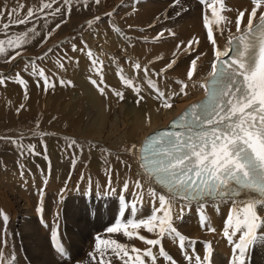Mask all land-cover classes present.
<instances>
[{"label": "snow or ice", "instance_id": "6c2138e0", "mask_svg": "<svg viewBox=\"0 0 264 264\" xmlns=\"http://www.w3.org/2000/svg\"><path fill=\"white\" fill-rule=\"evenodd\" d=\"M80 2L85 9L90 8L89 0H40L38 8L28 7L26 15L21 16L24 4H18L11 9H8L6 4L0 7V18L7 17V22L0 26V33L6 37L0 39V56L6 57V63H11L21 56L19 49L40 35L35 27L8 35L11 26L28 25L41 18L46 23L49 18L54 20L60 16V21L41 38L46 41L66 23L65 17L70 15L72 7ZM92 3L100 5L101 0H92ZM200 3L206 5L211 12V18L207 14L202 18L214 56L209 73L210 80L206 86V100L199 110L192 106L179 118V123L188 130L186 133L161 131L146 137L139 150L142 179L134 181L133 200L128 201L125 198L124 193L129 189V182L125 180L119 194V208L114 210L118 214L114 223L106 228L107 234L122 235L126 240H137L146 247L141 249L115 238L97 236L95 254L89 253L92 264H113V258L120 264H159V261L164 264H177L162 246V241L166 238L178 242V247L189 264H211V242L206 243L201 257L195 254L196 241L186 237L175 227V221L181 219L184 209L193 203L198 206L200 227L208 232H215L216 229L211 227L204 209L208 204L218 207L219 204L230 202L231 207L222 231L224 239L232 245L229 264H247L250 247L258 243L264 244V233L260 231L264 229V0H251L253 6L250 11L246 13L245 10H239L235 16L236 33L230 34L228 47L235 44L236 49L235 55L228 62L223 59L228 53L218 47L215 33L219 31L222 34L227 26L233 23L224 14L231 9L227 7L225 0H211V3L209 0H200ZM179 5L180 0H173L174 7ZM106 15L111 16L112 13ZM176 15L180 13L177 12ZM257 20L258 22H254ZM98 22H102L100 17L90 19L86 27L91 29ZM114 31L128 40L119 28H114ZM165 31L168 35L175 36L171 30H162L156 34L154 41L164 38ZM198 44L199 40L195 37L187 42L180 41L172 53L174 59L158 71L150 69L149 65H142L139 61H126L132 64L137 74L143 72L142 82L151 90L149 95L158 101L157 111L172 108L173 97L188 95L189 83L194 82L198 73L197 62L205 54L200 53L190 61L185 79L175 80L179 86L178 91L162 90L152 77L166 78V73L173 70L177 63L175 57L180 53L193 52L194 45ZM51 51L52 49L48 50ZM71 51L82 52L87 56L91 73L89 83L101 96L107 98L110 93L119 101L125 100L124 91L107 85L103 59L94 55L83 39L79 45L73 43ZM48 52L37 57V60H43ZM65 58L68 63L74 59L66 53L65 57L58 58L60 69L66 70ZM151 63L153 61L149 62ZM29 67L31 75L37 80V86L42 87L45 92L49 87H56V82H50V78L44 70L39 69L36 61L25 62L24 70L27 71ZM116 76L122 88L129 89L136 95L137 104L144 100L143 90L135 79L126 75L122 68H117ZM8 79L0 75V85H4ZM14 82L25 89L27 98V83L21 73L15 75ZM58 83L61 87H74L72 81L64 78H59ZM20 108H24V105L21 104ZM0 139L11 140L13 145L21 148V155L24 154L23 146L16 139ZM67 147H81L82 151V146L75 140H68ZM125 150L130 155H137L136 145ZM28 153L37 154L35 146L29 145ZM45 159H48L47 155ZM72 164L75 166V158ZM111 183L109 166L108 187L115 192L116 189L111 188ZM153 184L157 187H153ZM145 195L152 202V211L150 215L140 216ZM178 201L182 204L179 213H176L175 206ZM39 211L37 208V212ZM96 212L99 213V209H96ZM8 220L6 215L0 213V224L6 226ZM141 230L156 238L142 235ZM51 237L55 251L61 256L66 255L58 238V231L54 229ZM189 248H192V254L188 252ZM5 259L4 253L0 252V264H5ZM15 259L14 255L7 258V264H15Z\"/></svg>", "mask_w": 264, "mask_h": 264}, {"label": "bare ground", "instance_id": "6f19581e", "mask_svg": "<svg viewBox=\"0 0 264 264\" xmlns=\"http://www.w3.org/2000/svg\"><path fill=\"white\" fill-rule=\"evenodd\" d=\"M27 1H30V4H27L28 7H39L40 0H37L38 3H35V0ZM225 3L227 7L231 9V11H228L224 14L227 15L233 21V23L228 25L222 34L219 31L215 33L219 48L223 45V43H229L230 34L236 33L234 19L238 14V11L245 10L247 13V11H250L251 7L253 6L251 0H225ZM24 4L26 3L24 2ZM89 4L90 8L85 9L82 2L76 3L72 7L70 15H78V20L74 19L75 16L74 18L70 16L75 21L73 20L74 22H72L70 25H68L67 22L64 23L61 28L56 30L46 41L42 40L41 38L45 36L51 28L54 27L55 23L60 21V16H57L54 20L52 18H49L46 23L43 18H41L35 23H30L28 25H13L8 30V35H13L24 31L29 27H35L40 35L36 36L34 40H32L22 49H19L21 53L24 51L27 52L26 55L22 53L20 57H17V59L12 61L11 63H6V57L0 56V74L2 76H7V73L9 71H12L13 69L16 71L22 68L21 66L25 65L24 61H36L37 57L44 55L45 52H48L49 49H52L51 52H48L49 58L45 66L49 71L48 77L50 78V82L55 81L56 87H49L48 92L46 93L48 96H43L44 98H41L42 96H39L37 93H35L34 96L36 98V102H39V100H41V103L44 105L48 104L52 99L56 100L55 98H57V104H61V108L66 111V115H64V113H60L58 110V112L63 115L61 118L55 121L52 120L48 122L46 120L47 123L44 125H42V123H44L45 120L42 123L40 120H35L32 124V127L30 126V129L29 127L25 128L20 126L17 120H12L11 122L7 121L5 122L6 124L3 123L0 125V137H9L16 139L17 142L22 146L23 144L29 145L31 143H34L35 145L36 143H44L46 145L48 142L54 141L55 145L60 146L61 148L62 146L67 147L68 140H75L78 142L79 146H82V151L81 147L69 148L67 150H71L70 156L47 155V160L45 159V156L43 158L33 159V157H31L28 153V149L25 150V148L23 147L24 154L21 155V151H18L21 148L13 145L11 143V140L0 139V142L3 141L7 145L9 143L13 145L15 149V151L13 152V158H11L9 153H5L4 150L2 151V153H0V165H5L0 170V213L6 215L9 218L6 226L0 224V238L4 237V241L0 246V252L4 253V256L6 258L5 264H7V258H10L13 255L16 258L15 264H22L23 261L20 259L22 255V248H18H20V246L22 247V245H24L26 251L28 250V247L32 248L31 245L33 244L31 243L30 245V241L27 240L29 237L27 233L31 231L37 235V231H40V229L36 223L26 225V223H28L27 219L30 218L29 216H31V213H29L27 207H23L22 205H20V203L18 205L15 204L17 206L14 207L9 198H7L8 196L6 197L5 195H3L1 197V194H8L10 196L14 195L16 200L22 201L26 199L27 201L33 202L34 206L36 205L38 207L39 205L43 208L46 206L47 210H49V208H52V216L55 218V216H58L60 205L63 203L64 198L68 195H87L89 193H99L100 195L113 194L112 191V193L108 192V190L110 191V189L107 188L109 166H111V187L114 186L113 188H116L121 192L123 183L125 180H127L129 182V189L124 193V195L125 198L131 196L133 199L134 181L136 179H142V170L139 167L137 159L138 149L142 141L151 133L167 128L171 121L177 118L191 103H195L203 96H205L206 93L205 83L210 77L209 73L212 70L211 64L214 60V56L212 54V45L207 40V32L203 26L202 15L207 14L209 18H211L210 9H208L206 5V7L204 8L201 7L204 9H202L204 12L203 14L197 13L196 10V12L192 14V17L188 16L189 19L182 21L177 26L169 27L167 25H161L157 22L156 6L150 0H101L100 5H95L89 0ZM186 4L188 3L186 2ZM109 12L112 13L111 16L106 15V13ZM95 17H100L102 22H98L91 29H88L86 27L88 20L94 19ZM65 18H67V16ZM1 21L2 20H0V23ZM114 28H119L128 38V40H126L124 37L119 36L114 31ZM162 30H171V32L175 33V36H170L165 32L164 38L159 41H154V37L156 36V34ZM193 37L199 40V44L194 45L195 50L189 54H178L175 57L177 63L174 66V69L169 70L166 73V78L154 76L157 81L153 79L155 82H158L159 87L166 92L168 90L178 91L179 86L175 83V80L185 79L186 69L190 61L196 58V56L200 53H204L205 55L201 56L197 62L198 73L194 77V82H190L187 88L188 95L173 97L172 108L161 109L160 111H157L158 101L154 100L152 96L149 95V92L151 90L146 86V84L142 82L140 86L137 78V76L139 77V75L136 76V74L134 75V73L132 74L129 72L131 70H127V68L132 67V65H130V62L126 61H139L142 65H149L150 69L158 71L169 61L174 59L172 53L176 50V45L180 41L187 42ZM0 39H6L3 33H0ZM81 39H83L87 43L89 48H91V50L93 51L94 55L103 59L105 65L104 74L107 85L117 90L124 91L125 100L119 101L110 93L108 97L105 98L104 96H101L99 94L97 89L93 87L91 83H89L88 78L91 73L89 71V62L87 56L82 52L74 53L71 51L72 44L77 43L79 45L78 41L80 42ZM129 40L131 42L130 44ZM65 53L69 57H74L71 63H68L66 58L64 59L66 70L60 69L56 62L58 58L65 57ZM11 54L12 53L10 52L9 55ZM77 60L79 61L78 64L76 63ZM113 61H115V63H113ZM150 61H153V63L149 64ZM127 63H129L128 67ZM39 64L40 63H38V65ZM12 65L14 68L12 67ZM117 68H122L125 74L135 79L138 86L142 88L144 100L139 104L136 103L137 97L131 90L121 87L120 80L116 76ZM30 69L31 68L29 67L28 70ZM25 74L26 71L24 75ZM59 78H64L65 80L72 81L74 87L59 86ZM142 79H140V81ZM35 88L37 90L38 87ZM73 102H75L76 104H72ZM38 106L39 105L35 107ZM73 111H75L74 114L77 116L79 112L81 114H79L80 116L77 117L76 120L73 119L74 117L71 118L72 120H74L71 121L69 118L71 116L69 115L71 114V112L73 113ZM42 116L43 115H41L40 117L43 118ZM132 145H136L137 155H130L125 150ZM73 156L77 160L75 166H73L72 164ZM18 157H24V161L18 162L16 160ZM6 159H9L10 161H7ZM11 159H14L16 163H18H14L15 167L11 165ZM121 161H124L125 163H121ZM42 162L45 163L42 164ZM21 173H23V175H21ZM98 186H100L99 188L101 190L98 188ZM152 186L157 187L155 184H153ZM146 187L147 181H145V188ZM81 190H84L85 192L81 193ZM115 194L116 193L114 192V195ZM117 194L120 193L118 192ZM181 204L182 202H177L175 206L176 213H179ZM230 207V202L226 204H219L218 207L214 204H208L204 209V213L209 218V221L211 223L214 222L213 225H215L216 223V216L220 217V221L223 222L222 225L224 226V222L228 215ZM140 211L146 214H151L152 202L147 197V195H145L143 206ZM197 211L198 206L193 203L190 207H186L183 213H196ZM40 212H42V209ZM196 215L197 214H195V216ZM262 215H264V213H262ZM218 217L217 219L219 220ZM32 218L31 220H33ZM190 219H192V217ZM43 221L49 226L52 225L54 219L52 220L45 217L43 218ZM220 221H218V223H222ZM179 224L178 220H176L175 227L181 233L188 237H200L203 239V237L208 236L205 234L203 235L200 232L199 234L198 231L195 232L189 230L187 229L186 225L185 228L183 227L184 225L180 226ZM216 225L219 227L218 224ZM194 228H197V226ZM260 231L264 233V229H261ZM84 233L82 232V234ZM26 234L28 237L26 236ZM141 234L147 236L148 238H156L154 235L148 234L143 230H141ZM209 235L211 236H208L207 238H210L212 240L210 241L211 243L213 241L217 242V240H220L221 236H223L221 233L219 235H215L214 232L213 235L212 233H209ZM104 236L106 238H109L108 235ZM114 238L126 244H134L136 247H139L141 249L146 247L137 240H126V238H124L122 235H116L114 236ZM195 241H197V239H195ZM198 244L200 243L198 242ZM227 244V242L225 245L223 243V246H226ZM162 246L165 248L166 252L174 258L177 264H189L188 260H186L185 258V255L178 247L177 241L166 238L162 241ZM213 247H215V244ZM228 247H226V249H228ZM82 248L83 247H78V249ZM32 251L34 254L35 251ZM156 251L158 256V250ZM188 252L192 254V248H189ZM197 253L198 252H196V254ZM60 257L62 258V256ZM63 258L65 259V257ZM85 258L82 259L85 261ZM66 260L71 261L72 259L70 260V258H68ZM29 261L31 263L30 258ZM249 261L250 260L247 259V264H250ZM262 262L264 264V257L262 258ZM80 263H82V260ZM113 264H120V262L113 258ZM159 264H164V262L159 261Z\"/></svg>", "mask_w": 264, "mask_h": 264}, {"label": "rangeland", "instance_id": "374dc122", "mask_svg": "<svg viewBox=\"0 0 264 264\" xmlns=\"http://www.w3.org/2000/svg\"><path fill=\"white\" fill-rule=\"evenodd\" d=\"M7 1L6 0H0V7H3L6 4L7 7H8V9H11L14 6L17 7V5L19 3L20 4H24V2H25L26 4H24V5H26V8L24 7V9L21 10V16H23V15L25 16L26 15V11L28 9L27 8L28 7L27 4H30L29 3L30 1H27V0H7ZM90 1L92 2V0H90ZM150 1L156 6L157 22L159 24H161V25H167L169 27L177 26L182 21L189 19L188 16L192 17L193 16L192 14L194 12H196V10H197V13L203 14L204 13L203 12V10H204L203 8L206 7L205 5H202L200 3V0H180V5L179 6H175V7L173 6V0H169V1H164V0H150ZM185 1L188 4H186ZM209 1L211 3V0H209ZM11 2H15V3H11ZM35 3H38L37 0H35ZM201 7H203V8H201ZM182 8L183 9H187V10L184 11V10H182ZM177 12H179L180 15H176ZM70 16H72V15H67V18H65L66 20H68V21H66L68 23V25H70L75 20H78V15L74 14L75 18H74V16H72L75 20L73 18H71ZM202 17H203V15H202ZM0 20H2L1 23H0V26H2L3 23H6L7 22V17L0 18ZM165 32L168 33L167 31H165ZM78 43H79V41H78ZM22 53L24 55L27 54V52H25V51L22 52ZM48 58L49 57L47 55V57H45L43 60H36V62L38 61V63H40L39 64L40 66L37 63L39 69H42V70H45V71L47 70L46 72L44 71L47 76L49 75V71L46 68L45 64L47 63ZM57 60H56V62H57ZM25 62H27V61H24V63ZM128 64L129 63H127V67H128ZM130 65H132V64H130ZM12 67H13V65H12ZM21 67L23 68V70H22V68H20L19 70H16V71L14 69L12 71H9L7 73L8 75L6 76L9 79L6 80V83L4 85H0V106H1L0 107V125L3 124V123H5V122H7V121L8 122H11L12 120H14V121L17 120L18 121V124H20V126L25 127V128H28L29 127V129H30L32 127V124H33V122L35 120H40L41 123L44 122V120H45V122L42 123V125H44L48 121L58 120L59 118H61L63 116L62 115L63 113H64V115H66L65 114L66 111L61 108V104L60 103L57 104V101H56L57 98H55L56 100L52 99L48 104H45V105L41 103L42 102L41 100H39V102H36V98H35L34 94L37 93L39 96H42L41 98H44V97L48 96L46 94L48 92V90L45 92L42 87L37 86V80H34L36 78H34L31 75V71H30L31 69L30 70H27L26 71V74L24 75V73H25V70H24L25 65L24 66H21ZM128 68H127V70H131V71H129L130 73H132V74L134 73V75L136 74V76L139 75V77L137 76V78H138L139 84L141 86L142 81H143V79H142L143 78V72L142 73L140 72L139 74H137L136 72L133 71L132 67H130L129 69ZM18 71L19 72L22 71V72H20L22 74V78L25 81L27 80L26 81V83H27V98H25V89L22 88L21 86H18V84L14 82V76L17 74ZM13 72L14 73L16 72L15 75H14ZM140 79H142V80L140 81ZM152 79H154L155 81H157L154 76L152 77ZM35 87H38L39 88V89L37 88L38 91L36 90ZM34 90H36V91H34ZM19 101H20V103H19ZM54 101H56V102H54ZM33 102L35 104L36 103H38V104L35 105ZM75 102H73L72 104H76L78 102V100H77L76 103ZM21 104L24 105V108H22V109L20 108V105ZM37 105H39V106L38 107H35ZM41 108H42V110H41ZM18 109H20L19 112L17 111ZM40 110L42 111V113H41ZM58 110L62 114H60L58 112ZM63 111H65V112H63ZM74 112L75 111H73V113L71 112V114L69 115L71 117L68 116L71 121L76 120V118L80 116L79 114H81L79 112L78 113V116H77V115L74 114ZM51 113H52V115H51ZM41 115H43L42 116L43 118L40 117ZM34 116L35 117L37 116L36 118H38V119H36ZM52 117H53V119H52ZM49 118H51V119H49ZM71 118H73L74 120H72ZM46 120H47V122H46ZM29 145L35 146V153H37V154H35V155L34 154H32V155L30 154V156L33 157V159L43 158L45 155H49V156L66 155V156H70V154H71V150H67V149H69L68 147L62 146V148H61L60 146H56L54 141H50L46 145L44 143H42V144H37L36 143V145L34 143H31ZM29 145L23 144V147L25 148V150L28 149V146ZM6 147H8V148H6ZM13 149H14V146L13 145H11L9 143L7 145L3 141L0 142V151H1L0 153H2V151L4 150L5 153L6 152L9 153L10 156H11V158H13L14 157L13 152L15 151V149L14 150ZM18 151H21V149H19ZM34 156H35V158H34ZM18 158L16 159L18 162L24 161V157H21V158L18 157ZM73 158H75V157L73 156ZM73 158H72V160H73ZM6 160L7 161H10L9 159H6ZM14 161H15L14 159L13 160L11 159V165L13 167H15V164H18V163H16V161L15 162ZM32 161H34V160H32ZM44 163L45 162H42V164H44ZM4 166L5 165H0V170ZM99 187L100 186H98V188ZM113 187L114 186H112L111 188H113ZM107 188L109 189V187H107ZM116 191H118L119 193H121L120 190H117L116 189ZM116 191H115V193H116L115 195H114V192H113V194H109L110 196L109 195H100L99 193L98 194H96V193H89L87 195L76 194L75 196L68 195V196H66L64 198L63 203L60 205L59 211H58L59 212L58 213V216L57 217L55 216V218L52 216V214H53V210H51L52 208H49V210L51 211V213H50V211L47 210L46 206L43 208V207H41L39 205H38V207L35 205L36 206L35 207L33 202L27 201L26 199H24V200L21 201V200H16L15 197H14V195H11L12 196L11 197L8 194H1V197L3 195H5L6 197L8 196L7 198H9V200L12 202V205H14V207L17 206L19 203L23 207H27L29 213H31L30 214L31 216H29L30 218L27 219V222L28 223H26V225H29L31 223H36L38 225L39 229H40V231H37V233H38L37 235L34 234V232H31V231H29L27 233L29 237L26 234V236L28 237L27 240L30 241V245H31V243L33 244V245H31L32 248L28 247V250L27 251L25 250L24 245H22V247L20 246V248H18V249H21L22 248L21 253H22L23 256L21 255V257H20V259L23 261L22 264H25V263L26 264H31V263L32 264H92V260H91V257L89 256V253L92 252V251L94 252L95 238L97 236H100L101 238H103V237L106 238L104 235H108L109 238H114V236L112 234H107L105 230L112 223H114V218L118 214L116 211H114L115 209H118L119 208V194H117L118 192H116ZM83 192H85V191L84 190H81V193H83ZM108 192H111V190L110 191L108 190ZM92 194H94V195H92ZM130 197L131 196H129L128 198H126V200L129 201L130 199H132V197L131 198ZM15 204H17V205H15ZM37 208H39V209L41 208L42 209V212L44 213V215H43L42 212H40L41 209H40L39 212H37V210H36ZM96 209H99V213L96 212ZM47 212H49V213H47ZM140 213H143V212L140 211ZM140 213H139L140 216L150 215L149 213H147V214L146 213L140 214ZM192 214H194V215H192ZM195 214H197V215L195 216ZM32 215H34L35 217L32 216ZM189 215H191V216H189ZM42 216H43V218L46 217V218H49V219H52V220L54 219L52 225H49L48 226V224H45L44 221H43ZM32 217H34V218H32ZM189 217L190 218L192 217V219H190ZM195 217H196L198 223H197ZM197 217H198V211L196 213H193V212L183 213L182 218L181 219H178V224L180 223L179 224L180 226L181 225H184L183 227H185V225H186L187 226V229L192 230V231H195V232L198 231V233L200 232L203 235L205 234V235L211 236V235H209V233H212V235H213V232H208L207 230H204V229L201 230V227L199 226L200 225L199 224V219ZM217 217L218 216H216V218H215L216 219L215 225H213L214 222L213 223L210 222V225L213 228H215V229L217 228L215 232L219 235L220 233L222 234V231H223V227H221V226H223L222 225L223 222L220 221L221 220L220 217H218L219 220L217 219ZM31 218L33 220H31ZM36 219H37V221H36ZM208 220H209V218H208ZM217 220L220 221V222H222V223H218ZM194 221H196V222H194ZM193 224H195V225H193ZM216 224H218L219 227ZM196 226H197V228H194ZM102 228H104L105 230L102 229ZM54 229L58 231V238H59L60 242L62 243V246L64 247L65 252H66V255L62 256V258L60 257L61 255H59L55 251V249L53 247L51 234H52V231ZM198 229H200V230H198ZM82 232L83 233L85 232V233L82 234ZM215 232H214V234L217 235ZM110 235H111V237H110ZM186 237H188V236H186ZM207 237H203V239L200 238V237L199 238L188 237V238H190L192 240H195V239H197V241L199 240L198 242L202 246L200 244H198V242L196 241L197 243L195 245V249L197 250L196 252H198L197 254L200 253L199 255H201V257L203 255V252L202 251H204V247L203 246L206 245L204 243H207V242L212 241L210 238H207ZM204 238L205 239L207 238V239L205 240ZM38 239H39V241H38ZM223 240H224V237L221 236L220 240H217V242L216 241H213L212 242L213 244L211 243L212 244V248H213V250L211 249V252H212V256L210 258L211 259V264H229V259H230V257H232V255H231L232 245H228L229 243L227 242V240L226 241L225 240L223 241ZM3 241H4V237L3 238H0V246L3 243ZM40 241H42V242H40ZM22 242H21V244H22ZM226 242L228 244L226 246H223V243L225 245ZM214 244H215V247H213ZM78 247L79 248L80 247H83L82 248L83 250L82 249H78ZM226 247H228V249H226ZM197 248L199 249V251H198ZM250 248L251 249H249V253H248L249 254L248 255V260H250L249 263L250 264H263L262 258L264 257V244H259L258 243L255 246L250 247ZM32 250L35 251L34 254H33V251ZM76 250L78 252H80V253H78ZM80 255L83 256V257H81ZM85 255H87L88 257L85 256ZM63 257H65V259ZM27 258H28V260H27ZM29 258L31 260V263L29 261ZM68 258H70V260L71 259L72 260L71 261L66 260ZM76 258H77V260H76ZM82 258L83 259L85 258V261L86 262ZM87 259H89V260H87ZM81 260H82V263H80Z\"/></svg>", "mask_w": 264, "mask_h": 264}, {"label": "water", "instance_id": "95a60500", "mask_svg": "<svg viewBox=\"0 0 264 264\" xmlns=\"http://www.w3.org/2000/svg\"><path fill=\"white\" fill-rule=\"evenodd\" d=\"M221 49H222V50H226V47L223 46V47H221Z\"/></svg>", "mask_w": 264, "mask_h": 264}]
</instances>
